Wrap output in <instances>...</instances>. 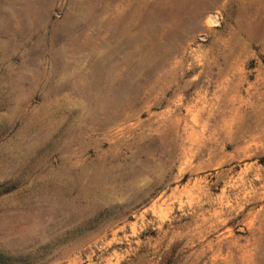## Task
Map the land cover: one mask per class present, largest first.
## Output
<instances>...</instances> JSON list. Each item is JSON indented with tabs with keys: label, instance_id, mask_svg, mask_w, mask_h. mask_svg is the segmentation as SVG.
<instances>
[{
	"label": "rangeland",
	"instance_id": "374dc122",
	"mask_svg": "<svg viewBox=\"0 0 264 264\" xmlns=\"http://www.w3.org/2000/svg\"><path fill=\"white\" fill-rule=\"evenodd\" d=\"M0 264H264V0H0Z\"/></svg>",
	"mask_w": 264,
	"mask_h": 264
}]
</instances>
